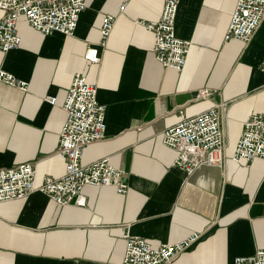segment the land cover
I'll list each match as a JSON object with an SVG mask.
<instances>
[{
	"label": "crops",
	"instance_id": "0c3cea01",
	"mask_svg": "<svg viewBox=\"0 0 264 264\" xmlns=\"http://www.w3.org/2000/svg\"><path fill=\"white\" fill-rule=\"evenodd\" d=\"M86 1L74 36H44L22 17L19 48L0 53V69L27 85L0 84V168L30 163L36 186L65 174L57 153L63 104L81 74L107 108L105 137L86 147L83 164L109 158L124 171L128 191L86 186L65 206L41 193L1 202L0 264H122L127 225L154 248L198 233L172 264H232L264 249V159L231 160L245 119L264 114V21L250 43H226L236 0H181L176 33L192 45L186 66L176 71L154 58V34L137 22L157 21L164 0ZM106 15L116 22L103 43ZM90 47L96 62L86 57ZM204 89L212 94L203 98ZM191 92L198 96L177 103ZM215 104L225 105L224 160L202 155L187 175L174 166L178 152L163 144V132L182 115L193 118Z\"/></svg>",
	"mask_w": 264,
	"mask_h": 264
},
{
	"label": "built area",
	"instance_id": "2783aa9c",
	"mask_svg": "<svg viewBox=\"0 0 264 264\" xmlns=\"http://www.w3.org/2000/svg\"><path fill=\"white\" fill-rule=\"evenodd\" d=\"M181 0H164L161 17L157 21H137L154 34V58L165 68L182 71L186 66L191 41L180 38L176 33V19ZM127 2L119 10L123 12ZM87 8L86 0H0V53L18 49L21 37L17 31L19 20L24 17L28 24L44 36L61 34L74 36L80 17ZM264 21V0H236L231 22L224 42L250 43ZM116 17L103 18L100 36L106 43L115 26ZM86 57L97 61L96 51L88 48ZM264 71V56L261 62ZM0 84L26 90V83L13 74L0 69ZM212 94L210 89L200 92L203 98ZM98 87L89 83L81 74L75 75L63 104L65 123L60 131L58 155L65 161V174L59 178H45L40 186L35 185V170L30 163L11 168H0V203L22 200L34 193H41L60 206L78 199L86 186L114 187L119 194L128 191L122 180L124 171L114 167L109 158L91 164H83L85 149L105 137L107 130L106 106L98 102ZM46 101L54 105L56 98ZM224 104H215L199 115L188 118L182 115L180 122L166 129L163 144L178 152L174 166L192 175L207 155V162L224 160L225 134L222 126ZM189 155L196 156L190 158ZM264 159V114L247 117L243 131L231 160L235 163H250ZM200 238L194 233L186 239L162 244L154 248L145 239L131 233L130 225L124 227L125 253L122 264H172L181 253L189 250ZM232 264H264V249L253 255L237 257Z\"/></svg>",
	"mask_w": 264,
	"mask_h": 264
},
{
	"label": "water",
	"instance_id": "95a60500",
	"mask_svg": "<svg viewBox=\"0 0 264 264\" xmlns=\"http://www.w3.org/2000/svg\"><path fill=\"white\" fill-rule=\"evenodd\" d=\"M198 96V92L184 93L177 97L178 104H184L189 100L195 99Z\"/></svg>",
	"mask_w": 264,
	"mask_h": 264
}]
</instances>
